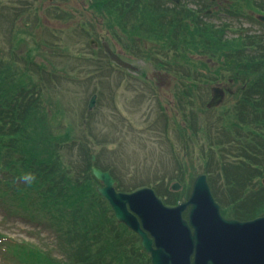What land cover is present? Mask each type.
<instances>
[{
  "label": "rangeland",
  "instance_id": "1",
  "mask_svg": "<svg viewBox=\"0 0 264 264\" xmlns=\"http://www.w3.org/2000/svg\"><path fill=\"white\" fill-rule=\"evenodd\" d=\"M97 1L52 0L48 3V0H0V50L4 57L9 56L10 51L21 49L18 47L22 41L27 44L26 48L31 50L39 44L40 51L45 50L47 53L43 55L38 53L36 60L50 61L47 63L48 71L71 76L73 75L71 66L75 65V75L84 76L76 82L68 81L58 93L50 91L43 95L41 105L49 109L51 135L64 136L70 133L69 137L84 139L83 136L88 129L102 139H107V135H110V139L102 148L94 139L88 143L91 147H87L89 155L92 151L94 156H98L99 160L96 158L98 166L104 171H110L115 189L121 192H130L142 187L169 188L174 182L180 183L181 174L185 175L186 183L191 177L212 170V167L206 164L208 157L211 156L219 168L226 162H234L242 147L239 144L248 135L245 130L243 135L241 131L235 132L236 127L232 126L233 122H229V119H221L220 115L228 113L232 107L239 105L237 96L228 92L227 85H240V83H230L226 76L222 81L225 90L223 93L210 83L208 78L213 71L228 75L224 70H210L209 67L201 65V58L188 54L174 58V52L169 50V45L166 43L170 28L164 30L154 26L156 28L147 32V27L151 25L137 20L138 23L137 21L127 23L129 27L122 35H117L122 27L119 30L114 27L108 28L110 25H107V18L114 13L108 15L103 8H97L103 7V5L96 6ZM100 1L104 2V0ZM170 1L174 4H186L189 9L196 12L200 9L202 16L205 15L203 11L206 9L213 11V14L211 13L209 17L205 16L206 18H200L197 12L196 18L204 19L218 27L227 26L228 31L225 33V37H229L227 39H236L238 36H243L241 34L255 38L264 37V26L256 18V14L264 13V0H177L178 3L168 0ZM46 7L52 8L44 21L45 13L42 8ZM56 10L65 14L66 19L54 20L52 17ZM80 20H85L90 26L89 34L80 33L78 28ZM12 24L21 30V34L17 35L21 38L18 42L14 40L12 42ZM122 26L124 27L125 24L123 23ZM46 28L57 33L54 41H51L53 35H48L51 40H46L47 34L44 32ZM131 30L135 32L132 35ZM162 33L165 34L163 37ZM158 37L163 40L155 41ZM91 39L104 44L108 41L114 53L116 52L133 70L121 67L124 73L109 70L106 74L94 76L90 81L84 80L88 73L93 74L98 70L97 64L94 61L83 62L75 58L81 56L83 51L88 52L85 54L86 58L97 60L95 54L100 55L98 47H94L97 51L92 54L88 48ZM118 40H122L121 44H118ZM67 44L77 45L73 50L76 52L75 55L69 53L71 56L74 55V58L62 55L63 46ZM51 45H55L56 52L46 47ZM124 45L128 48L126 51L123 49ZM78 53L81 55L77 56ZM104 59L108 65L107 58ZM19 64L22 65L21 62ZM110 65L115 69L114 64L108 66ZM12 70L18 71L15 66ZM109 87L112 90L110 97L113 96L110 101ZM95 88L98 92H102L100 89H103L105 96L103 102L99 103L96 99L94 107L88 110ZM233 89L235 87L230 88ZM78 91L82 93L78 95L76 102L73 97ZM181 94L186 95L187 105L182 103V100H177ZM55 114L58 116L55 117ZM193 114L196 117L195 121ZM198 116L202 117L199 120L202 123L198 122ZM193 124L197 127L194 128ZM230 134L232 137L229 140L227 135ZM210 135L216 139L209 138ZM229 147H233V150L229 151ZM75 150L73 154H77ZM74 160L73 163L78 169L88 168L86 161L88 158L84 160V157L79 156ZM78 162H82L81 165ZM68 163L64 162L62 165L65 167ZM54 166L60 172H64L61 165L54 163ZM25 173L29 172H20V177ZM71 176L68 175L71 184L68 195H73L76 199L78 195L74 185L78 186L80 179ZM92 185L94 186V182ZM98 185L94 186L96 192ZM182 185L184 184L181 183ZM218 195L222 200V195L220 193ZM47 198L48 195L42 202L46 203ZM12 208H14L12 203L0 201V232L14 239L40 243L39 248L50 253L52 258L60 259L61 255L56 254L54 247L58 217L46 210L41 215L45 220L38 223L30 221L22 214H10ZM226 210L233 213L231 209L226 208ZM131 239L127 238L125 241L128 247L131 246Z\"/></svg>",
  "mask_w": 264,
  "mask_h": 264
},
{
  "label": "trees",
  "instance_id": "2",
  "mask_svg": "<svg viewBox=\"0 0 264 264\" xmlns=\"http://www.w3.org/2000/svg\"><path fill=\"white\" fill-rule=\"evenodd\" d=\"M95 4L103 5L97 8H103L108 15L114 13L107 18V25H110L108 28L114 27L119 30L122 27L117 35H122L129 27L127 23L137 20L151 25L147 27V32L156 28L154 26L164 30L170 28L166 43L169 50L174 52V58L188 54L201 58V65L209 67L210 70H224L228 75L219 74L217 71L210 74L208 81L214 85L221 84L226 76L235 84L240 83L235 85L234 93L239 105L232 107L228 114L220 115L221 119L233 122L235 132L241 131L243 135L245 130L248 135L239 144L242 147L236 155L237 162L234 161L233 164L228 162L232 164V168L229 171L225 170V173L237 176L235 185L242 191L241 196L232 195L234 198H229V205L233 211V218L237 220H249L264 215V183H261L264 180V37L255 38L241 34L243 36L236 39H227L229 38L225 37L227 26L218 27L204 19H197V12L189 9L188 5L174 4L168 0H104V2L98 0ZM131 31V35L135 33ZM44 32L47 34L46 40H51L48 35H53L51 41H54L57 33L48 28ZM11 33L12 42L21 40L17 37L21 34L19 27L15 28L12 24ZM80 33L89 34L81 29ZM131 35L129 38L132 46ZM164 35L161 34L162 37ZM159 40L163 39L158 37L155 41ZM121 42L122 40H118V44ZM54 46L46 47L56 52ZM26 47L27 44L22 41L18 47L21 49L10 51V55L6 57L0 50V197L19 204L29 216L40 218L38 220H45L41 215L46 210L55 214L58 222L55 227L54 247L61 257L52 258L50 253L39 248V245L25 242L9 244L8 255L16 264H151L149 256L140 247L139 238L115 221L109 206L96 192L94 186L98 182L91 173V166L98 165L91 161L87 147L89 141L94 139L95 133L88 129L83 136L84 139L69 137L70 133L64 136L51 135L50 112L43 104L41 105L43 95L50 91L58 93L68 81L76 82L84 76L75 75V65L71 66L73 74L71 76L48 71L47 63L50 61L36 60L38 53L43 55L47 52L40 51L39 44L32 50ZM76 47L77 45L67 44L63 46V53L62 51L57 53L74 58L76 52L73 50ZM88 48L91 54L97 51L89 44ZM98 49L100 55L95 54L97 60L86 58L85 54L88 52L83 51L82 55L78 53L77 56H81L75 59L83 62L94 61L100 70L105 66L102 62L105 55L101 46H98ZM123 49L126 51L128 48L124 45ZM182 50L185 52L182 53ZM69 53L74 55L71 56ZM14 66L18 71L12 70ZM93 78L94 75L90 72L84 80L90 81ZM94 94H97L100 103L104 94L97 90ZM78 95L80 92H76L73 97L76 102ZM177 100L188 104L186 95L181 94ZM193 115L195 121V114ZM57 116L58 114H55V117ZM196 127L195 124L194 128ZM71 129L73 131V126ZM210 136L209 138L216 139ZM231 137V134L227 135L229 140ZM74 150L77 154H73ZM228 150L232 151L233 147H229ZM79 156L84 157V160L88 158L87 169L84 167L80 170L73 163ZM64 162H69L68 166L64 167L62 165ZM54 163L61 165L64 172H60ZM81 163L78 162L80 165ZM206 164L214 166L212 170L205 172L210 183L214 180L219 182L220 170L214 163L213 156L208 157ZM20 172L34 173L35 182L27 185L20 179ZM68 175L80 179L78 186L74 185L78 195L76 199L73 195H68L71 189ZM179 179L183 182L185 175L181 174ZM252 180L257 182L251 185ZM231 185H233L231 181L226 183V186ZM245 187H251L254 191H246ZM154 190L160 195L157 187ZM248 192H251V195H246ZM46 195L49 198L43 203ZM185 195L186 190L172 193L166 188L161 197L166 204L175 205ZM239 201L244 202L243 205L249 202L252 205L247 210L234 211V208L238 207L235 204ZM127 238H132L130 247L125 242Z\"/></svg>",
  "mask_w": 264,
  "mask_h": 264
},
{
  "label": "water",
  "instance_id": "3",
  "mask_svg": "<svg viewBox=\"0 0 264 264\" xmlns=\"http://www.w3.org/2000/svg\"><path fill=\"white\" fill-rule=\"evenodd\" d=\"M258 19L264 22V16ZM80 26L88 29L84 21ZM92 172L116 220L140 237L152 264H264V217L245 222L224 218L204 174L195 178L186 201L167 207L151 188L116 192L107 172L95 167Z\"/></svg>",
  "mask_w": 264,
  "mask_h": 264
},
{
  "label": "clouds",
  "instance_id": "4",
  "mask_svg": "<svg viewBox=\"0 0 264 264\" xmlns=\"http://www.w3.org/2000/svg\"><path fill=\"white\" fill-rule=\"evenodd\" d=\"M20 179L30 186L32 183L35 182L36 178L34 173H25L20 177Z\"/></svg>",
  "mask_w": 264,
  "mask_h": 264
},
{
  "label": "flooded vegetation",
  "instance_id": "5",
  "mask_svg": "<svg viewBox=\"0 0 264 264\" xmlns=\"http://www.w3.org/2000/svg\"><path fill=\"white\" fill-rule=\"evenodd\" d=\"M211 13H208V15L210 16Z\"/></svg>",
  "mask_w": 264,
  "mask_h": 264
}]
</instances>
